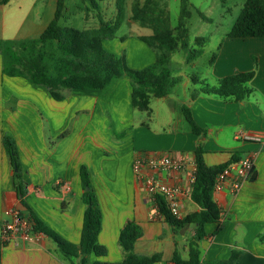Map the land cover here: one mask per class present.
Listing matches in <instances>:
<instances>
[{
    "label": "crops",
    "instance_id": "1",
    "mask_svg": "<svg viewBox=\"0 0 264 264\" xmlns=\"http://www.w3.org/2000/svg\"><path fill=\"white\" fill-rule=\"evenodd\" d=\"M23 1L18 2L19 11L24 9ZM13 2L0 5V11L12 9ZM24 20L19 22L14 36L1 39L31 38L22 36L27 31L22 25ZM0 28L5 35L7 25L3 22ZM143 36L146 35L138 37V46L131 47L129 53L128 64L136 70L156 61V53L139 39ZM129 40L133 39L122 40L124 47ZM109 42L110 49L121 53V46L118 48L114 40ZM212 61L208 77L213 86L225 77L254 72L248 83L252 93L243 101L206 94L193 99V93L199 89L190 92L187 100L174 104L169 96L156 98L162 104L170 103L169 118H160L151 102V112L139 111L136 120L133 87L128 77L115 80L103 90H65V99L58 102L43 87L3 75L0 56V236L6 211L14 208L24 215L34 213L62 238L79 245L87 209L83 199L87 190L81 176L85 166L102 212L98 241L107 248L106 256L92 255V262L119 263L124 259L119 238L130 221L142 228L136 254L160 255L161 261L155 264H174L178 251L188 260L196 226L177 231L170 226L137 179L133 165L142 154H169L184 164L182 170L160 173L164 182L180 187L178 201L184 218L201 211L192 199L196 150L201 143L208 166L227 164L233 158L239 161L246 156L255 161L250 179L236 194L231 191L233 180L221 192L214 193L222 218L218 224H208V237L198 242L201 262L219 263L236 258L234 264H264V37L241 39L227 34ZM37 102L41 106L36 110ZM183 106L191 109L195 122L206 130L204 137L193 133ZM6 136L17 145L27 207L16 190L15 170L4 144ZM0 264L73 261L43 235L34 242L4 244L0 240Z\"/></svg>",
    "mask_w": 264,
    "mask_h": 264
},
{
    "label": "trees",
    "instance_id": "2",
    "mask_svg": "<svg viewBox=\"0 0 264 264\" xmlns=\"http://www.w3.org/2000/svg\"><path fill=\"white\" fill-rule=\"evenodd\" d=\"M159 1L145 0L143 4L137 2L132 8L131 19L142 27L153 30L152 35L139 38L156 52L155 63L142 70L131 68L124 55L118 56L104 46V41L115 38L125 21L123 0H117L118 15L115 20L108 22L100 20L98 28L87 30L60 25L65 0H58L54 19L38 38L0 39L2 73L8 77L22 78L32 85L47 89L53 100L58 102L65 99V90H103L115 80L128 77L133 87L134 108L140 112L150 113L152 98H166L172 95L175 87L181 82V78L174 76L171 70L172 54L180 47L189 48L187 19L191 16V12L188 0H182L181 16L175 31L167 25L165 11L159 8ZM9 2L10 0H0V5H6ZM91 2L94 8H98L97 0H91ZM157 8L161 15L156 17L154 11ZM228 37L241 39L264 37V0H246ZM206 42L207 39L204 37L196 39V45L201 47ZM201 52L196 49L190 51L187 61L193 62ZM254 76V72L240 73L225 77L214 86L204 84L199 77L192 76L191 79L195 85H203L193 93V99L200 94H206L243 101L252 93L248 83ZM182 112L193 133L204 137L206 130L195 122L191 109L183 106ZM4 144L15 170L16 190L22 204L27 207L25 202L27 192L22 179V166L17 145L10 136L5 137ZM204 154L205 151L200 143L196 150L192 199L201 207V211L179 219L171 213L163 197L156 199L160 213L176 231L196 226V234L190 243L189 259L184 260L176 251L173 258L174 264H203L198 242L208 237L206 226L218 224L222 218V210L214 199L215 183L218 176L237 159L233 158L230 163L211 167L206 165ZM81 176L84 190L86 188L89 190L83 195L87 209L80 244L76 245L62 238L34 213L26 215L34 221L35 230L51 238L63 254L73 261V264H155L160 262V255L149 257L135 253V245L142 236V228L133 221L128 222L120 234L119 242L124 252V259L121 262L91 261L92 255L99 258L106 256L107 248L98 241L102 231V212L97 196L91 188L89 171L85 166L82 167ZM235 260L236 258H233L227 262L206 264H234Z\"/></svg>",
    "mask_w": 264,
    "mask_h": 264
},
{
    "label": "rangeland",
    "instance_id": "3",
    "mask_svg": "<svg viewBox=\"0 0 264 264\" xmlns=\"http://www.w3.org/2000/svg\"><path fill=\"white\" fill-rule=\"evenodd\" d=\"M21 0H14L12 9L0 11V26L4 22L7 25L6 34L3 35L0 28V39L14 36L19 22L24 20L22 25H25L27 31L22 33L31 38L39 37L43 28L50 24L54 18L57 10L58 0H24V9L19 11L18 2ZM144 3L145 0H123V9L125 21L117 31L113 42L118 48L121 46V53H117L110 49V42L107 40L106 49L115 53L118 56H125L129 60V53L131 47L138 46V37L142 35L150 36L153 30L149 27H142L135 23L131 18L133 15L132 8L135 3ZM246 0H188V7L191 16L187 19L189 48L180 47L172 54L171 70L173 75L181 78V82L175 87L172 95L169 97L172 104L178 101L187 100V96L195 89H200L203 85H195L191 77H199L204 84L213 86L211 79L208 77L212 71L213 58L218 52L220 44L226 39L227 34L232 30L235 22L241 14ZM98 8H94L91 0H65V8L63 17L60 20V25L63 27H72L79 30L92 29L100 26V20L113 21L118 15L117 0H97ZM9 8V6H8ZM16 8V9H15ZM159 8L165 11L164 16L167 19V25L175 31L179 23L182 10V0H160ZM22 12V13H21ZM155 16L161 15L160 10L155 9ZM22 15V18H21ZM4 18V19H3ZM177 35V33H175ZM204 37L207 39L206 44L201 47L196 45V39ZM129 40L125 47L122 40ZM155 52L153 48H150ZM201 50V54L196 57L193 63L187 61L188 55L192 50ZM156 53V52H155ZM31 87V86H30ZM32 90V88L30 89ZM40 100L39 97H37ZM157 113H160V118H169L170 103L162 104L156 98L151 101ZM41 106L39 102L36 104V110ZM35 107V106H34ZM141 113L134 108V115L136 120L139 119ZM174 113H172L173 115ZM113 121L110 123L113 126ZM152 126L155 127L154 122ZM112 132H115L112 130ZM91 188L92 187V179Z\"/></svg>",
    "mask_w": 264,
    "mask_h": 264
},
{
    "label": "built area",
    "instance_id": "4",
    "mask_svg": "<svg viewBox=\"0 0 264 264\" xmlns=\"http://www.w3.org/2000/svg\"><path fill=\"white\" fill-rule=\"evenodd\" d=\"M184 164L169 154L147 156L142 154L133 165V171L137 179L145 186L149 195L156 201L157 197H163L171 213L181 219L178 196L180 187L164 182L160 173L166 171L182 170ZM255 169V161L252 156H246L227 167L217 178L214 193L221 192L229 180H233L232 193H237L242 184L248 181ZM195 180V177H194ZM7 219L2 223L0 240L4 244L22 242H34L44 234L35 230L34 221L22 214L19 209H8Z\"/></svg>",
    "mask_w": 264,
    "mask_h": 264
},
{
    "label": "water",
    "instance_id": "5",
    "mask_svg": "<svg viewBox=\"0 0 264 264\" xmlns=\"http://www.w3.org/2000/svg\"><path fill=\"white\" fill-rule=\"evenodd\" d=\"M86 190L88 191V190H89V188H86Z\"/></svg>",
    "mask_w": 264,
    "mask_h": 264
}]
</instances>
